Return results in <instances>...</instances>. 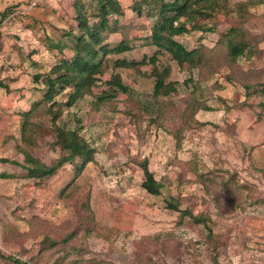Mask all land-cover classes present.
Masks as SVG:
<instances>
[{
    "label": "rangeland",
    "instance_id": "obj_1",
    "mask_svg": "<svg viewBox=\"0 0 264 264\" xmlns=\"http://www.w3.org/2000/svg\"><path fill=\"white\" fill-rule=\"evenodd\" d=\"M101 1L0 0V250L12 257L0 264H264V0H207L203 14L182 16L188 31L176 38L198 49L199 62L159 53L157 68L167 66L177 87L159 97L151 25L158 5L174 0H118L123 15L107 41L127 39L136 65L104 66L73 106L58 94L63 113L54 122L45 107L34 111L30 122L43 126L35 145L23 142L24 112L48 89L35 74L70 59V44H54L78 9L97 12ZM231 42L243 47L236 59ZM115 72L126 91L110 83ZM55 123L80 127L93 159L30 177L20 146L46 165L65 155ZM146 167L162 184L158 195L143 187ZM85 204L95 229L44 241L72 231Z\"/></svg>",
    "mask_w": 264,
    "mask_h": 264
},
{
    "label": "trees",
    "instance_id": "obj_2",
    "mask_svg": "<svg viewBox=\"0 0 264 264\" xmlns=\"http://www.w3.org/2000/svg\"><path fill=\"white\" fill-rule=\"evenodd\" d=\"M203 2H207V0H174L173 2H161L158 5L159 17L151 25L152 32L149 42V44L156 46V51L150 58L153 63V69L149 73L153 80L152 90L154 96L159 97V95H166L171 91L177 90L176 82L168 81L169 68L165 66L166 69L159 70L155 64L159 53L167 52L182 66L186 63L190 66L198 65L197 62H199L200 57V55L197 57L198 49L194 48L189 50L183 42L176 38V36L182 35L188 31L185 25L186 23L181 21L182 16L189 18L196 14H203ZM137 6L138 5L135 4L133 10L140 14V7ZM83 8V10L78 9L77 15L73 17V22H71L72 24L69 30L64 34V42L60 41L54 44L59 50H64V46L70 44V59L67 60L64 58L62 65H57L58 67L50 70L46 75L45 73L35 74V82L42 84L43 87L48 86V89L44 93L43 98L38 100L33 108L24 112L27 118L23 125V142L28 146L35 145L36 137L43 126L39 121H37L39 125L30 122V116L34 111L45 107L47 110L46 113L51 115L52 120L55 122L63 113V111L61 112L62 106L54 109L56 104L60 103L56 100L58 94L63 96L69 93L68 100L63 102V104L65 105V103H68L69 106H73L81 95L90 91L97 79L95 75L100 73L104 66L121 70L122 68L135 66L137 63L126 57L127 53L133 50V45H131L127 39L121 40L115 46H111L107 41L109 37L107 33L111 30L116 32V27L119 24L118 21L121 19L119 16L123 15L122 5L119 1L102 0L97 12L90 13L89 9L86 11L84 6ZM8 13L9 10L4 13V18H6ZM114 15H118V17ZM175 22H177L178 25L175 24ZM57 39L58 37L55 38V40ZM229 45L232 58L236 59L241 56L243 47H241L240 44L231 42ZM114 54H120L123 57L112 60L114 58H112L111 55ZM146 60L147 57L144 56L142 63H146ZM63 69L66 71H62ZM112 77L110 83L115 85L117 89L123 91L128 89V86L121 81L119 72H115ZM68 88H70V90L66 92ZM77 122H80V117H78ZM77 122L76 125H78ZM55 124L56 132L58 133V135L55 136V144L61 146L65 155L58 159L56 163L46 165L38 158L33 157L25 147L20 146L25 155L22 165L28 168V176L30 177L51 176L66 162H75L76 158L82 161V166H85L87 162L93 159L94 150L88 141L80 134V127L68 126L66 131L60 124ZM64 131L66 134L59 136ZM4 160L10 161L9 159ZM143 187L151 194L158 195L161 193L162 184L147 167L145 168ZM168 205L175 210L179 209L178 205L173 202H169ZM185 212L198 222L208 219V216L203 213L195 216L188 210ZM95 227L96 224L93 214L88 204H85L84 210L82 209L72 231L56 241L50 240L49 237H46L44 241L49 243V245H59L64 242H70V240H77L80 237V235H78L79 232L88 233L95 229ZM74 249L77 251L79 250L77 245L74 246ZM0 255L6 258H12L11 256H5L1 250Z\"/></svg>",
    "mask_w": 264,
    "mask_h": 264
}]
</instances>
